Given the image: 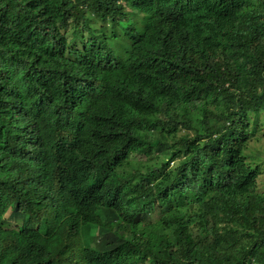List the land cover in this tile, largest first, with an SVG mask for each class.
<instances>
[{"label": "trees", "instance_id": "1", "mask_svg": "<svg viewBox=\"0 0 264 264\" xmlns=\"http://www.w3.org/2000/svg\"><path fill=\"white\" fill-rule=\"evenodd\" d=\"M263 128L264 0H0V264H264Z\"/></svg>", "mask_w": 264, "mask_h": 264}, {"label": "rangeland", "instance_id": "2", "mask_svg": "<svg viewBox=\"0 0 264 264\" xmlns=\"http://www.w3.org/2000/svg\"><path fill=\"white\" fill-rule=\"evenodd\" d=\"M126 11L131 13V9L126 7ZM127 22V21H126ZM96 24H98V22H96ZM70 30V27L66 30H64L65 32H68ZM258 138L257 140H255L254 142L251 143L250 145V149L248 151V153L250 155H252L253 158H250L252 159V161H256L257 163H260L261 164V170H262V173L259 177V180H258V183H259V188L261 191L264 192V128H263V131L259 132L257 134ZM133 160L137 161V162H145V161H150V159L152 158H148L144 155H134ZM179 161V160H177ZM177 161H174V162H177ZM155 160L152 164H155ZM174 162L171 163V166L174 164ZM155 216L154 219L157 217L156 213H154Z\"/></svg>", "mask_w": 264, "mask_h": 264}]
</instances>
